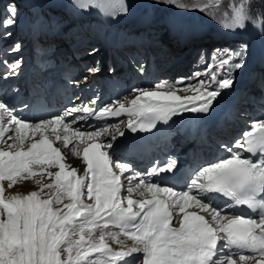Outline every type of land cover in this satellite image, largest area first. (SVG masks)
Instances as JSON below:
<instances>
[{
	"label": "snow or ice",
	"instance_id": "6c2138e0",
	"mask_svg": "<svg viewBox=\"0 0 264 264\" xmlns=\"http://www.w3.org/2000/svg\"><path fill=\"white\" fill-rule=\"evenodd\" d=\"M164 2L189 11L210 7L200 0ZM254 2L239 0L229 27L245 28ZM74 4L80 10L106 6L105 0H74ZM112 4L127 14L126 0ZM18 16L15 4L9 3L0 16V35H12ZM253 26L264 31V16L258 15ZM18 50L17 44L13 51ZM247 55L246 44L227 52L205 73L209 81L183 87L161 82L150 89H133L138 94L131 101L117 100L99 109L71 107L36 122L19 118L0 101V264H141L138 258L126 260L134 253L143 254L142 264H264V119L232 146L251 156L245 158L221 145L231 155L201 167L180 190L151 179L173 172L175 158L140 176L130 163L113 159L112 143L101 140L108 127L95 131L72 127L85 118L73 116L79 112L98 120L126 115V126L133 133L150 132L185 112L208 114L221 92L233 87L231 73L245 66ZM4 63L9 68L5 75L20 66L19 61ZM226 69L227 75L221 76ZM69 116L73 119L66 121ZM54 141L72 146L86 166L83 175L66 163ZM28 179L35 180L38 190L6 196L5 181L11 189ZM221 197L223 204L216 202ZM239 206L255 215L239 214ZM192 208L199 211H189ZM121 237L133 245L115 251L109 241L122 243Z\"/></svg>",
	"mask_w": 264,
	"mask_h": 264
},
{
	"label": "rangeland",
	"instance_id": "374dc122",
	"mask_svg": "<svg viewBox=\"0 0 264 264\" xmlns=\"http://www.w3.org/2000/svg\"><path fill=\"white\" fill-rule=\"evenodd\" d=\"M8 1L9 3L15 4V6L18 9L19 15H24L25 13H27L26 9L24 10V8L21 7L22 0H8ZM263 1L264 0H255V2L252 4L251 13L252 11L253 13H260L259 10L255 7L257 3L263 2ZM129 2H131V4L135 6V12L137 13V15L140 12L139 10H141L142 8L143 9L142 11L147 12V13L144 12V15L151 16L152 14L153 16L155 15V17H158V16L170 17L171 15L173 17H176L179 23L186 24V25L190 23H196L198 21L206 20L209 23H211L212 27L219 29V32L216 34L218 38L222 37L224 39L225 38L234 39L233 46H230L231 48H233V50L236 49L238 51L241 45L246 44L248 46V53H250V51L252 52V41H250L248 38H246L245 40L246 32H244L240 28L229 27V25L232 24V17L230 14V7H229L230 0H223V3L218 2V0H200L201 3H208L210 5V7L207 8L205 11L181 10L175 6L165 3L164 0H129ZM238 2L239 0H231V3L237 4ZM253 15L254 17L251 16V18H256L255 16L258 14H253ZM109 25H111V23ZM187 32L189 33L190 31H187ZM191 32H192L191 34L187 35V38L189 39L193 38L195 34V32L193 31ZM229 32H232L234 34H228ZM258 32H261V30L258 27L252 26V30L250 31V33L252 34L254 38H256ZM220 43L221 41H213L209 39V41L204 43L201 48L192 47L189 51L190 53L189 59H195V63L199 62L205 65V62H206L205 54H207V56H211L212 54H217L219 52L218 50H220L222 46L220 45ZM187 48L183 50L182 52L178 53L177 57L179 58V61L180 59H182L184 51H187ZM206 51H209V52L206 53ZM229 51L230 50H228V52ZM225 53L221 52L219 56L221 57L222 55H225ZM250 56L251 55L247 56L246 61L247 60L250 61V58H251ZM186 57L188 58V56ZM258 67H259V64H258ZM189 68L190 69L194 68V61H193V64L192 62L190 63ZM205 68H206V65H205ZM258 70L263 71L264 73L263 69L258 68ZM232 73L234 74L235 71H233ZM232 73L231 75H233ZM237 75H238V72L236 76ZM262 76L263 74L261 73L260 77Z\"/></svg>",
	"mask_w": 264,
	"mask_h": 264
},
{
	"label": "bare ground",
	"instance_id": "6f19581e",
	"mask_svg": "<svg viewBox=\"0 0 264 264\" xmlns=\"http://www.w3.org/2000/svg\"><path fill=\"white\" fill-rule=\"evenodd\" d=\"M60 1L61 0H45V1L41 2V5L54 6ZM105 4H106V6L103 7V8H94V9L96 11H98L101 16H106L108 14V11L109 10L111 11V13H109L108 16L106 17L108 19L110 17V15L112 14L111 18L109 19L108 24H110V23L111 24H114V23L115 24H118V23L119 24H125L128 21H130V20H132V19L137 17V13L135 12V6H133L131 4V2H129V0H126V4L128 6L127 14L120 13L116 9V7L112 4V0H105ZM91 9L92 8H89V10H91ZM113 10H114V12L112 13ZM115 10H117V11L115 12ZM115 14H116V16H115ZM199 35H200V33H199ZM173 49L174 48L172 46L169 47V52H173L172 55H170L169 52L167 51L168 54H169V61L170 60L173 61L174 58H177L178 53L183 51V50H181L179 52H175ZM261 49H262V45H259L258 49L253 51V56H252L253 59L251 60L250 67H249L248 71L244 74V78L243 79H245V80L246 79L255 80L256 73L249 74L248 72L250 70L254 71V69H252V68L255 65V62L257 60H259L261 58V56H262ZM1 57H2V54H1ZM195 65H196V68H195L196 75L199 74L197 76H200V75H203V74L205 75V73H207L204 70L205 65L203 63L196 62ZM180 74L181 73H178V75H180ZM243 84L245 85L244 82H243ZM143 89H150V88H148V87L146 88L145 87ZM231 89L223 90L221 92V95L217 98V101L214 103V105L212 107V110H214V112L210 111L208 114H205L206 116H208L206 118V123H213L215 121H219L221 113H228V112H225V111L229 110V108H227V106H226V100L227 99L231 100V98L234 97V96H232ZM178 94L185 95L186 93L179 92ZM200 115H202V113L185 112L182 115L174 116L166 125H164V123H159V125H160L159 130H162V131L163 130H169L171 127L177 126V127H180L182 134L183 133L187 134V133H189L191 131L192 127L196 126L197 120L200 117ZM260 119L261 118H258L256 120V122L259 121ZM69 151H70V149H69ZM79 161H81L79 157H77L75 155H72L70 153L69 163L72 164V167L77 168L79 166ZM200 162H202V160L197 161L198 164ZM38 187L39 186L36 185L35 180H33L31 182L24 183L22 186H19V187H16V188H11V189L7 188V195L8 196H12V195H14L16 193L27 194L30 191L38 190ZM136 197L139 198L137 195H136ZM109 243L111 244L112 248L115 251H120L122 249L124 250V245H126V247H127L126 250L133 245L132 242L130 240L126 239V238H124V241L122 243H116V242H113V241H109ZM133 256L137 257L139 259V261L141 262V264H142V258H143L142 255H139L138 253H134Z\"/></svg>",
	"mask_w": 264,
	"mask_h": 264
},
{
	"label": "trees",
	"instance_id": "16d2710c",
	"mask_svg": "<svg viewBox=\"0 0 264 264\" xmlns=\"http://www.w3.org/2000/svg\"><path fill=\"white\" fill-rule=\"evenodd\" d=\"M256 7L259 10H262V12H264V1L263 2H259V4L257 3Z\"/></svg>",
	"mask_w": 264,
	"mask_h": 264
}]
</instances>
